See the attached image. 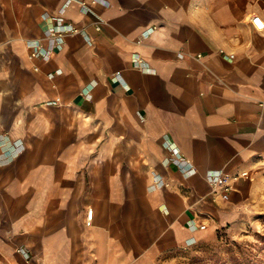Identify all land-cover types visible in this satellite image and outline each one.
I'll return each mask as SVG.
<instances>
[{
    "label": "crops",
    "instance_id": "0c3cea01",
    "mask_svg": "<svg viewBox=\"0 0 264 264\" xmlns=\"http://www.w3.org/2000/svg\"><path fill=\"white\" fill-rule=\"evenodd\" d=\"M78 1L0 0V263L158 264L264 179V0Z\"/></svg>",
    "mask_w": 264,
    "mask_h": 264
},
{
    "label": "rangeland",
    "instance_id": "374dc122",
    "mask_svg": "<svg viewBox=\"0 0 264 264\" xmlns=\"http://www.w3.org/2000/svg\"><path fill=\"white\" fill-rule=\"evenodd\" d=\"M158 264H264V179L254 184L231 224L209 239L172 251Z\"/></svg>",
    "mask_w": 264,
    "mask_h": 264
},
{
    "label": "built area",
    "instance_id": "2783aa9c",
    "mask_svg": "<svg viewBox=\"0 0 264 264\" xmlns=\"http://www.w3.org/2000/svg\"><path fill=\"white\" fill-rule=\"evenodd\" d=\"M71 1L72 0H66V4H69ZM78 2L85 12L93 13L95 1L92 0L90 2V4H87L84 0H79ZM58 21L60 22V19H58ZM251 24H252L253 28L255 29V31L260 32L264 29V24L261 22L259 17H256V16L251 17ZM96 30H98V29L96 28ZM77 33H78V29L71 27V26H67L64 31H51V32H49V36L57 39V41L60 42L62 39V36H64V35H76ZM208 181L211 184V186L213 187L212 191L214 192V189H217L220 193L221 199L223 201H227L228 195L230 192V188H229L228 184L225 182V177H223L221 175H215V176L209 177ZM214 194H216V192H214ZM91 218H92V211L88 210L87 214H86V223H85L86 226H90ZM201 228H203V227H201Z\"/></svg>",
    "mask_w": 264,
    "mask_h": 264
}]
</instances>
